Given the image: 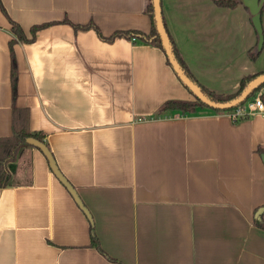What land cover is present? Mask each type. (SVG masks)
Instances as JSON below:
<instances>
[{"label":"crops","instance_id":"1","mask_svg":"<svg viewBox=\"0 0 264 264\" xmlns=\"http://www.w3.org/2000/svg\"><path fill=\"white\" fill-rule=\"evenodd\" d=\"M148 1L0 0V159L12 135L14 61V105L91 215L38 148L19 147L0 187V264H264V113L159 112L168 100H194L165 51L73 26L148 33ZM160 9L207 89L233 93L264 70V40L250 59L258 34L247 6L161 0ZM9 19L27 39L34 25L52 24L10 50ZM261 26L264 34V10ZM255 94L264 102V85Z\"/></svg>","mask_w":264,"mask_h":264},{"label":"trees","instance_id":"2","mask_svg":"<svg viewBox=\"0 0 264 264\" xmlns=\"http://www.w3.org/2000/svg\"><path fill=\"white\" fill-rule=\"evenodd\" d=\"M160 1L161 0H159V2ZM214 2L218 7H223V8H234L237 5H241V4L246 7L244 0H214ZM2 10L4 12V9H2ZM259 10H260V12H262L264 10V2L260 4ZM145 12L147 13V15L149 16L150 21H151V29L148 33L137 31V30L115 31L111 35L105 37V36L101 35L98 28L92 22H89V23H86L83 25L73 24V26L75 29H86V28L93 27L97 31L98 35L101 36L104 40L111 41L118 36H123V37L129 38V39H131V38L132 39L134 38L135 40L138 39L144 43L154 44V45L160 47L161 49H163L165 51L163 38H162L161 34L159 33L157 26H156L153 0L148 1ZM161 16H162V14H161ZM9 22L11 24V31H12L13 35L15 36V39L10 40V43H9L10 44V50H12V47H11L12 42H14L15 40H20V41L32 40L34 38L35 32L38 29L49 26L50 24H52V23H42L39 25H34L30 29L31 30V39H27L25 37L23 31L21 30V28L17 24H15L11 19H9ZM65 22H69V21L65 20ZM162 23H163V27L167 33L168 39H169V47H170V50H171V53L173 55L174 60L178 64L179 68L181 69V71L185 75V77L191 83H193L204 94V96L208 100L215 102V103H220V104L231 102V101L237 99L254 79H256L257 77H259L261 75H264V70L259 71L255 74H249V73L246 74L245 76H243L241 78L239 88L237 89V91H235L233 93H229V94H217L214 91L207 89L201 83H199V81H197V79L193 76V74L191 73V71L189 70L187 65L185 64L182 56L179 53V50L177 49V47L175 45L174 40L172 39L169 32L167 31V28H166V25L163 21V18H162ZM262 35H263V40H264L263 31H262ZM261 49H262V46H261V48H259L258 44H257L255 52L250 53V59H255L259 55ZM167 62H168V64H170L168 57H167ZM16 81H17V70L15 67L14 61H12V66H11L12 135L9 138L10 144H9L8 155L6 157H3L0 159V187H5L9 184L10 173L6 167V163L8 160H10V158L14 157V154L16 153V151L18 150L19 147L27 144L26 138L27 137H34V138L41 140L40 137L38 136V134L32 133L29 130V125H28L29 120H28L27 109L26 108H18L14 105V99H15V95H16ZM182 84L194 96V98H195L194 101L193 100L192 101L168 100L160 106L159 112H164L167 110H179L181 113L186 114V113H195L196 110L199 108H210L214 111H231V110L236 109V108H242V107H244L247 99L249 97H251L252 95H254L255 92L258 91L264 85V81L259 83L255 87V89L250 93V95H248V97H246L243 101L239 102L237 105H235L233 107H229V108H225V109L210 107L209 105H207L206 103L201 101L199 98H197L194 95V93L183 82H182ZM27 145H29V144H27ZM260 218H261V215L257 216V218L255 219V224L258 226H263L262 222L260 221ZM90 240H91L90 242H91L92 246L96 247L97 249H100L97 237L95 236L93 229H91V239Z\"/></svg>","mask_w":264,"mask_h":264},{"label":"water","instance_id":"3","mask_svg":"<svg viewBox=\"0 0 264 264\" xmlns=\"http://www.w3.org/2000/svg\"><path fill=\"white\" fill-rule=\"evenodd\" d=\"M264 0H244L245 5L250 9L252 13V23L254 27L256 28V31L258 33V47L261 48L263 44V35H262V26H261V12H260V4L263 3ZM153 7L155 11V20H156V26L163 38V43H164V49L165 53L169 59V62L174 69L176 75L178 78L194 93V95L199 98L201 101L209 105L210 107L213 108H219V109H225L229 107H233L237 105L239 102L243 101L250 93L255 89V87L264 81V75H261L254 79L248 86L247 88L243 91V93L235 100L228 102V103H215L210 100H208L204 94L193 84L191 83L185 75L182 73L181 69L179 68L178 64L173 58V55L171 53L170 47H169V39L167 36V33L163 27L162 23V16H161V10H160V2L159 0H153ZM26 143L29 145H32L36 148H38L46 157L50 170L52 174L63 184V186L68 190V192L71 194L73 197L74 201L76 204L79 206V208L85 213L89 221L91 222V215L89 214L87 208L84 206L82 203L79 195L77 194L76 190L74 187L69 183V181L64 177V175L61 173V171L58 169L57 164L55 162V159L50 152L48 146L41 140L34 138V137H27L26 138ZM262 160L264 162V155H262ZM264 209L261 208L259 212H261Z\"/></svg>","mask_w":264,"mask_h":264},{"label":"built area","instance_id":"4","mask_svg":"<svg viewBox=\"0 0 264 264\" xmlns=\"http://www.w3.org/2000/svg\"><path fill=\"white\" fill-rule=\"evenodd\" d=\"M263 113H264V102L259 96V94H254L247 99L244 107L231 110L229 112V115L231 119L236 121L243 117H249Z\"/></svg>","mask_w":264,"mask_h":264},{"label":"rangeland","instance_id":"5","mask_svg":"<svg viewBox=\"0 0 264 264\" xmlns=\"http://www.w3.org/2000/svg\"><path fill=\"white\" fill-rule=\"evenodd\" d=\"M195 99V98H194ZM194 101V100H193Z\"/></svg>","mask_w":264,"mask_h":264}]
</instances>
